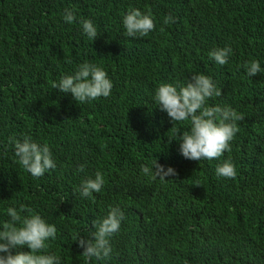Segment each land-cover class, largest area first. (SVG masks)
<instances>
[{
    "label": "trees",
    "instance_id": "16d2710c",
    "mask_svg": "<svg viewBox=\"0 0 264 264\" xmlns=\"http://www.w3.org/2000/svg\"><path fill=\"white\" fill-rule=\"evenodd\" d=\"M66 8L76 10L74 23L64 21ZM131 8L151 11L155 30L126 37ZM169 13L176 22L164 25ZM83 19L94 22V41ZM225 46L232 53L220 65L209 53ZM253 59L262 72L249 78L244 64ZM85 61L113 88L81 104L53 85ZM201 73L222 91L208 104L245 117L219 160L184 158L171 129L182 134L189 122L173 124L154 100L161 82ZM25 135L50 147L55 169L37 178L18 164L9 139ZM229 157L236 177L217 176ZM156 161L178 175L142 172ZM96 171L101 192L82 197L75 190ZM20 205L57 227L47 243L61 264H264V0H0V225ZM117 206L125 219L110 258L89 261L77 239ZM21 251L30 249H12Z\"/></svg>",
    "mask_w": 264,
    "mask_h": 264
},
{
    "label": "clouds",
    "instance_id": "9594fccd",
    "mask_svg": "<svg viewBox=\"0 0 264 264\" xmlns=\"http://www.w3.org/2000/svg\"><path fill=\"white\" fill-rule=\"evenodd\" d=\"M63 19L66 23L76 21V10L66 8ZM176 18L169 13L164 17L163 24L175 23ZM83 32L91 40L98 36L97 28L91 19L80 21ZM123 27L125 36L142 38L156 28L155 18L151 11L142 12L139 8H131L124 15ZM164 31L163 26L160 29ZM232 53L230 46L214 49L210 57L218 64L228 63ZM247 76L250 78L262 72L259 60H250L244 64ZM63 93H71L74 99L83 104L100 97L107 98L111 94L113 83L108 73L94 63L85 61L80 64L73 74L62 75L58 83L53 85ZM222 96L221 88L211 76L194 74L186 84L180 82H161L155 91V103L162 112H166L173 122H189L188 130L182 134L171 129L179 137V151L189 160H219L225 152H231V143L240 131L239 121L245 119L244 115L228 106H210L208 101L213 97ZM168 143L176 140L168 136ZM177 141V140H176ZM9 144L13 145L18 164L34 177H41L47 171L55 169L56 163L47 144L35 142L31 136L25 135L23 139L11 137ZM84 166H80L83 171ZM144 174H152L161 181L167 177L177 176L176 169L167 168L156 161L150 169L141 166ZM217 176L235 178L236 165L231 157L223 160L216 167ZM105 184V178L100 171L93 177L83 180L78 189L82 197L92 198L93 193H99ZM195 186H202L197 181ZM9 219L0 225V264H61L60 256L49 251V239H55L57 227L50 224L40 214L33 213L20 205L7 208ZM27 215H21L22 212ZM125 219L124 211L119 207H111L107 216L92 222L95 231L88 239L78 238L79 246L84 249L82 255L90 261L95 257L98 260L110 258L112 252L111 237L120 229ZM27 246L30 251L13 254L12 249L18 246Z\"/></svg>",
    "mask_w": 264,
    "mask_h": 264
}]
</instances>
